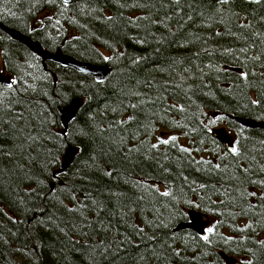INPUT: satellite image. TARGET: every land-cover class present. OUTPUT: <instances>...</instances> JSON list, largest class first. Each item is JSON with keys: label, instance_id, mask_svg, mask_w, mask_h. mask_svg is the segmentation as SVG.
<instances>
[{"label": "trees", "instance_id": "obj_1", "mask_svg": "<svg viewBox=\"0 0 264 264\" xmlns=\"http://www.w3.org/2000/svg\"><path fill=\"white\" fill-rule=\"evenodd\" d=\"M0 24L111 67L0 27V264H264V127L238 121L264 122V0H0ZM192 209L206 233L175 230Z\"/></svg>", "mask_w": 264, "mask_h": 264}, {"label": "water", "instance_id": "obj_2", "mask_svg": "<svg viewBox=\"0 0 264 264\" xmlns=\"http://www.w3.org/2000/svg\"><path fill=\"white\" fill-rule=\"evenodd\" d=\"M63 1L69 3L75 0H63ZM248 1H253V0H248ZM0 27H2L5 31H7L12 36L13 39L25 44L33 52L41 56L44 61L52 60L63 66L74 68L81 73L90 74L94 76L99 82L103 81L111 71V67L107 64H93L89 62H84L71 55L64 54L61 51H57V52L49 51L46 48H44L39 42L34 41L31 37L25 34H22L14 29H11L3 24H0ZM10 81H11L10 75L4 72H0V82L10 83ZM81 103L82 101L80 99H74L65 109L64 132L67 131L69 122L78 112ZM238 121L243 125H246L251 128L264 127V122L251 118H238ZM214 135L222 142V144L227 149H229L230 151H233V149L236 150L235 137L231 133H229L226 128L216 129L214 131ZM75 153H76V149L70 147L65 155L64 163L62 165V168L60 169V172L66 170L69 166H71L73 159L75 157ZM53 186L54 184H52V187ZM189 217L190 219L188 221L180 222L176 226L175 230L190 228L199 234L206 233L209 222L206 220V218L201 212L192 209L189 211ZM222 255L226 259L228 264H235L237 261V259L234 258L233 256H229L225 253H222Z\"/></svg>", "mask_w": 264, "mask_h": 264}, {"label": "rangeland", "instance_id": "obj_3", "mask_svg": "<svg viewBox=\"0 0 264 264\" xmlns=\"http://www.w3.org/2000/svg\"><path fill=\"white\" fill-rule=\"evenodd\" d=\"M0 72L6 73L5 70L3 69V58H2V55H1V51H0ZM219 128H226V127L225 126H222V125H220L219 127H216V129H219ZM226 129L228 130L229 133H231L234 136V134L231 132V130H229L228 128H226ZM169 133L170 132H167V134H169ZM160 135H163V134L161 133ZM181 139L184 140L183 137Z\"/></svg>", "mask_w": 264, "mask_h": 264}, {"label": "snow or ice", "instance_id": "obj_4", "mask_svg": "<svg viewBox=\"0 0 264 264\" xmlns=\"http://www.w3.org/2000/svg\"><path fill=\"white\" fill-rule=\"evenodd\" d=\"M8 86H9V87H11V85H10V84H9ZM164 142H165V143H167V141H164ZM233 151H235V149H233ZM208 231H209V232H211V231H212V229H208ZM205 239H207V237H205Z\"/></svg>", "mask_w": 264, "mask_h": 264}, {"label": "bare ground", "instance_id": "obj_5", "mask_svg": "<svg viewBox=\"0 0 264 264\" xmlns=\"http://www.w3.org/2000/svg\"><path fill=\"white\" fill-rule=\"evenodd\" d=\"M65 111V110H64Z\"/></svg>", "mask_w": 264, "mask_h": 264}]
</instances>
